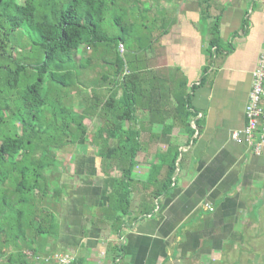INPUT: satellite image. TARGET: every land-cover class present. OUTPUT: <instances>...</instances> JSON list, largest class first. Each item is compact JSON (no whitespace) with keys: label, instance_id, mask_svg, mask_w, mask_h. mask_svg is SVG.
<instances>
[{"label":"crops","instance_id":"obj_1","mask_svg":"<svg viewBox=\"0 0 264 264\" xmlns=\"http://www.w3.org/2000/svg\"><path fill=\"white\" fill-rule=\"evenodd\" d=\"M174 2L173 24L160 35V22L153 28L156 50L149 57L138 50L120 77L116 66L112 76L90 79L89 96H82L86 104L99 97L108 100L105 107L111 106L110 98L125 95L120 80L133 71L126 88L137 90L139 109L123 128L138 130L143 147L130 177L127 212L135 219L111 231L103 210L116 176L114 165L102 168L98 151L89 145L71 146L73 161L58 153L55 167L45 172L50 190L60 194L41 203L55 216L57 235L28 240L31 246L23 254L30 264H58L49 260L53 254L71 257L69 264H195L205 257L216 260L222 252L231 256L245 247L259 248L264 235L256 227L264 226V150L255 154L243 138L237 142L232 135L246 125L252 73L264 49V13L251 17L248 0H215L209 22L217 19L222 52L209 66V35L198 26L196 1ZM179 74L182 81L175 83ZM205 75L206 82L191 92ZM187 97L188 105L182 106ZM190 109L196 113L191 118ZM85 118V125L97 128L110 124L111 115L104 117L97 109ZM169 145L179 152L171 188L150 200L155 190V184H147L152 169H159L158 181H167L169 161L161 159ZM148 204L152 210L146 212Z\"/></svg>","mask_w":264,"mask_h":264},{"label":"trees","instance_id":"obj_2","mask_svg":"<svg viewBox=\"0 0 264 264\" xmlns=\"http://www.w3.org/2000/svg\"><path fill=\"white\" fill-rule=\"evenodd\" d=\"M195 1L199 9L198 26L203 34L209 35L206 43L211 66L222 52L217 19L209 22V9L215 0ZM173 3L174 0H0V264H30L23 254L31 246L29 241L57 235L55 216L42 209L41 203L60 195L50 190L45 172L55 167L57 152L68 147L87 144L98 151L102 168L108 163L114 165L116 176L103 210L111 231L118 232L126 222L135 219L129 218L127 212L133 183L130 177L136 166V153L143 147L138 142V130L123 128V122H132L139 109L137 90L126 88L133 71L121 80L125 95L110 98L111 106L105 107L108 100L102 102L99 97L95 102L88 101V105L85 98L78 97L83 108L76 114L63 107L60 100L68 96L67 92L76 91L74 80L78 81L80 70L90 64L89 58L78 59L80 47L96 44L116 47V41L126 44L144 29L138 27L144 21L152 27H146L149 32L157 29L160 22L157 29L160 35L173 24L170 13L176 10ZM153 7L155 15L151 13ZM109 13H118L114 22L122 31L119 38L109 37L102 28ZM148 13L153 17L151 20L146 16ZM19 28H24L31 37L25 44L42 53V58L35 59L33 64L15 61L11 53L16 43L9 38ZM26 51L33 49L29 47ZM124 65L130 68L128 60H119L117 77L123 73ZM206 80L205 75L198 86H191V92ZM44 81L58 92L43 88ZM19 87H23L22 93ZM188 98L182 106L188 105ZM97 109L104 117L111 115V126L106 123L97 127L90 136L83 120ZM107 109H111L110 113ZM195 115L190 109V118ZM198 122L197 129L201 124ZM112 139L116 140L114 146L109 144ZM178 154V147L169 145L166 155H162V161H169L167 181H158L159 169H152L147 184H155V190L150 200L170 190ZM146 210H152L151 204Z\"/></svg>","mask_w":264,"mask_h":264},{"label":"rangeland","instance_id":"obj_3","mask_svg":"<svg viewBox=\"0 0 264 264\" xmlns=\"http://www.w3.org/2000/svg\"><path fill=\"white\" fill-rule=\"evenodd\" d=\"M143 1H147V0H143ZM248 3H249L248 10L249 11L251 9L253 10V14L251 15V17L255 16L256 13L258 12L264 13V4L262 2L260 4H257L256 2H254V0L253 1L248 0ZM172 5H174V7L176 8L175 2ZM192 5L193 7H195L196 4H192ZM151 13H154V15L156 14V9H154V7L152 8ZM146 16L149 18V20L153 18L150 13H148V15ZM116 17H119L118 13H109V15L105 16L104 21H103L102 28L105 29V31L107 32V35L112 38H119L122 34L119 24L114 22V18ZM139 24L141 25V23ZM139 24H138V27L143 26L142 28L144 29L141 31H138V34L130 38L126 44H123L122 47H120L118 41H116L117 43L116 47L113 44L110 47L109 46L105 47L102 44H96L95 46L90 47V48L87 47L86 45H83L82 47L79 48L78 53H77L78 59L89 58L90 64L88 65L86 69L80 70L81 75H80L79 80L78 81L77 79L74 80L77 83L76 91L67 92L66 95L68 96L66 97L63 96L62 99L60 100V103L63 107L71 110L72 112L76 114L78 113L80 114L82 112L83 105L79 101L78 97H82L84 94L89 96L90 88L87 86L90 85V82H91L90 79L92 78L95 79L98 77L101 78L102 76H105L108 78L112 76L113 73L115 72V69H116L115 67L118 66L119 60L124 61L126 59L130 61L137 55L138 50H141L142 52H144L147 57H149L150 54L156 50V45H157L156 38L157 37L154 36L156 33L149 32L148 30H146V27L152 28L149 25V23H146L144 21L143 25L140 26ZM152 31H154V29ZM30 38L31 37L25 32L24 28L17 29L15 34L9 38L11 41L16 43L15 50L11 52L14 55L15 61H24V63L33 64L35 59L40 60L42 58V53L40 52L38 48L36 47L32 48V46L28 45L29 43L25 44L26 39L29 40ZM20 42H23V43L17 44ZM29 47L30 49H33L32 52L26 51V49ZM1 64H5V62L1 61ZM143 65L145 64H142V66ZM152 65H155V64L153 63ZM108 80L110 82H113L112 78H109ZM177 81L178 82L182 81V77L180 74L174 77V82L176 83ZM121 82H120V85H121ZM78 85H80V90H81L79 91V93H78V90H79ZM127 86H129V83H127ZM48 87H49L50 92H58L55 86L53 85L49 86L48 83L44 81L43 88L46 89ZM18 91L22 93L23 87H19ZM62 91L66 92L67 90H62ZM54 96L55 94L52 95V98H55ZM86 126L88 129L89 135L92 136V133L94 132V129H95L94 126L96 125H94L93 123L91 124L88 123ZM85 145L87 146V144ZM72 148L73 147H71L69 150L65 152L59 151L57 152V154L63 153L62 156L66 154L62 157V159L64 160V158L66 157V161L68 163L72 162L73 157L71 154H74V151L71 152ZM256 227L262 228V231L264 232V226H256ZM245 244L247 245L250 243H247L245 241ZM257 244L259 248L255 249V251H251L250 249H247L245 247L244 249H242L241 254L239 255L237 253V254L228 256V253L222 252V254L216 258V260L211 261L209 257H205L201 263H195V264H264V235L260 238ZM23 245L26 246V244L24 243ZM55 255L56 254H53L52 257H50L52 258L50 259V261L55 262V259L53 258Z\"/></svg>","mask_w":264,"mask_h":264},{"label":"built area","instance_id":"obj_4","mask_svg":"<svg viewBox=\"0 0 264 264\" xmlns=\"http://www.w3.org/2000/svg\"><path fill=\"white\" fill-rule=\"evenodd\" d=\"M244 112L246 125L232 137L237 142L243 138L255 154H261L264 150V49L252 73V88ZM53 258L58 264H69L72 261L71 257L65 255H55Z\"/></svg>","mask_w":264,"mask_h":264},{"label":"clouds","instance_id":"obj_5","mask_svg":"<svg viewBox=\"0 0 264 264\" xmlns=\"http://www.w3.org/2000/svg\"><path fill=\"white\" fill-rule=\"evenodd\" d=\"M120 47H122V44H119Z\"/></svg>","mask_w":264,"mask_h":264}]
</instances>
